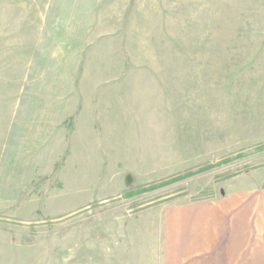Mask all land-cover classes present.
Wrapping results in <instances>:
<instances>
[{"label":"rangeland","instance_id":"obj_1","mask_svg":"<svg viewBox=\"0 0 264 264\" xmlns=\"http://www.w3.org/2000/svg\"><path fill=\"white\" fill-rule=\"evenodd\" d=\"M19 87L0 264H264V0H0Z\"/></svg>","mask_w":264,"mask_h":264},{"label":"crops","instance_id":"obj_2","mask_svg":"<svg viewBox=\"0 0 264 264\" xmlns=\"http://www.w3.org/2000/svg\"><path fill=\"white\" fill-rule=\"evenodd\" d=\"M44 103L38 96L23 97L21 87L8 101L0 97V182L7 174V159L21 157L23 143H32L38 134L47 115V109L39 106ZM69 115L70 112L64 113L65 117ZM261 209L264 211V206Z\"/></svg>","mask_w":264,"mask_h":264},{"label":"trees","instance_id":"obj_3","mask_svg":"<svg viewBox=\"0 0 264 264\" xmlns=\"http://www.w3.org/2000/svg\"><path fill=\"white\" fill-rule=\"evenodd\" d=\"M141 186H143V185L134 186L132 188L126 189L121 193V196L125 197V198H132L133 196H135L139 192L147 190L145 188H148V187L153 186V185H151V183H149V184L145 185L144 187H141ZM95 203H97V202H95ZM93 204H94V202H93Z\"/></svg>","mask_w":264,"mask_h":264}]
</instances>
